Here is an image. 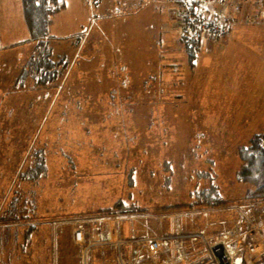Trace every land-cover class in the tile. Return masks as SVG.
I'll use <instances>...</instances> for the list:
<instances>
[{
  "label": "rangeland",
  "instance_id": "rangeland-1",
  "mask_svg": "<svg viewBox=\"0 0 264 264\" xmlns=\"http://www.w3.org/2000/svg\"><path fill=\"white\" fill-rule=\"evenodd\" d=\"M63 3L47 46L69 69L41 84L21 76L43 52L27 40L22 0H0V214L18 189L19 210L31 213L0 226V264H86L76 231L91 240L90 225L106 221L115 228L95 234L101 244L110 229L117 240L184 235L189 264L205 251L202 234L240 236L237 262L264 264V253L256 262L245 253L264 236V198L238 175L240 149L264 139V13L245 2L192 62L181 40L187 0ZM42 149L46 174L19 180ZM213 186L215 204L200 196Z\"/></svg>",
  "mask_w": 264,
  "mask_h": 264
},
{
  "label": "trees",
  "instance_id": "trees-1",
  "mask_svg": "<svg viewBox=\"0 0 264 264\" xmlns=\"http://www.w3.org/2000/svg\"><path fill=\"white\" fill-rule=\"evenodd\" d=\"M63 6V0H22V11L29 33L27 40L35 42L37 49L40 46L43 47V52H36L39 55L33 57L31 63L29 62L21 73L22 77H31L34 83L46 84L54 82L58 77L63 75L64 70H66L65 68L69 69V64L65 61L64 57L55 59L52 55V49L47 46L52 16L56 10ZM181 40L190 60L192 62L195 61L198 57V40L195 37L188 39L184 34L181 35ZM42 151L37 150L36 152L34 151L35 153H32L33 162L21 170L20 174H18L19 180L35 182V180L40 179L46 174L48 168L47 155L44 149ZM240 153L243 162L238 171L239 177L244 182L254 184L256 189L253 193L264 198V139L262 135L256 134L248 145H244L240 149ZM131 179L130 181L133 182L132 175ZM31 190L32 187L29 191ZM205 190L201 192L200 196L202 198L204 196L207 197L213 204L222 197L215 186ZM19 193L20 189L17 190L16 199L12 198L8 200L7 206L2 210L0 214V226L5 225L4 228L16 226L18 219L30 216V212L23 214L26 210H19ZM23 205H27V203H23Z\"/></svg>",
  "mask_w": 264,
  "mask_h": 264
},
{
  "label": "built area",
  "instance_id": "built-area-1",
  "mask_svg": "<svg viewBox=\"0 0 264 264\" xmlns=\"http://www.w3.org/2000/svg\"><path fill=\"white\" fill-rule=\"evenodd\" d=\"M245 2H249L252 6L257 7V11L264 13V0H187V4L190 7L187 14V25L184 35L187 38L195 37L203 45L205 42L206 44L208 43L209 35H212L211 33H214V35L218 33L219 36L225 35L232 25V19L235 20L236 16L240 14ZM253 15L256 18L258 14ZM250 17L252 15H247L246 18L249 19ZM199 32H203L204 34H199ZM188 34H192V36H188ZM106 224L109 228L114 227L112 221L109 224L106 221ZM171 236L173 235L171 234L168 237L161 235L131 236L127 237V240L121 238L117 240L114 236V231L110 229L109 239L106 242L108 244H101L95 238L89 240L85 231L79 229L76 231L75 240L83 249L84 262L86 264L87 254L98 245H115L119 248L118 255L121 256L122 264H136L134 259L130 261L122 256L125 244L135 242L142 248L147 249L154 259H159L164 253V245L166 244L164 243V239H171ZM183 236L174 234L173 241L170 243V249L176 254L177 259H182L183 263L187 264V261H189L188 256L179 254L181 250L180 245H182V240L179 238ZM259 236H255L253 240L245 245V253L252 257V262L262 260L264 253V236ZM201 237L205 251L201 255H195L189 264H241V260L239 263L237 262V256H235L232 245L233 242L238 243L240 241V236L236 239H218L217 242L213 243L209 242L203 234Z\"/></svg>",
  "mask_w": 264,
  "mask_h": 264
},
{
  "label": "crops",
  "instance_id": "crops-1",
  "mask_svg": "<svg viewBox=\"0 0 264 264\" xmlns=\"http://www.w3.org/2000/svg\"><path fill=\"white\" fill-rule=\"evenodd\" d=\"M2 20L3 19L1 18V15H0V21H2ZM217 45H220V44H217V42H215L213 47L214 46L216 47ZM0 50H1V48H0ZM212 50H213V48H212ZM16 177H17V175H16ZM1 205H2V200L0 201V207H1ZM91 225H90V227H91L92 231L88 232L89 238H96L95 234H97V237H98V235L100 237H104L105 234H102L101 232L103 230L102 227H104V226L108 227L106 223L103 226H100L98 223H92ZM2 228H4V227L2 226ZM127 232L128 231L126 230V234H127ZM90 233L92 234V237H91ZM199 242L201 243V247H203L202 239L199 240ZM76 244H78V243L76 242ZM193 244H194V242H192L191 246ZM76 246H80V245L78 244ZM170 246H171V244H170ZM123 248L124 249H123L122 256L125 257L126 260H130V261L132 259H134L136 264H171V263L176 264L177 260H178L175 256L176 254L173 253L172 250H171V253L167 251V252L163 253L159 259H154L149 254L147 249L142 248L140 245H138L135 242H129L128 244H125V246ZM116 249L117 248L115 245H98V246L94 247L93 250L91 251L92 253H91V258H90L92 260V264H121V263H119L120 259L117 258L118 253L116 252Z\"/></svg>",
  "mask_w": 264,
  "mask_h": 264
},
{
  "label": "bare ground",
  "instance_id": "bare-ground-1",
  "mask_svg": "<svg viewBox=\"0 0 264 264\" xmlns=\"http://www.w3.org/2000/svg\"><path fill=\"white\" fill-rule=\"evenodd\" d=\"M170 238H171V239H173V238H174V235H173V236H171Z\"/></svg>",
  "mask_w": 264,
  "mask_h": 264
},
{
  "label": "water",
  "instance_id": "water-1",
  "mask_svg": "<svg viewBox=\"0 0 264 264\" xmlns=\"http://www.w3.org/2000/svg\"><path fill=\"white\" fill-rule=\"evenodd\" d=\"M239 261V260H238Z\"/></svg>",
  "mask_w": 264,
  "mask_h": 264
}]
</instances>
